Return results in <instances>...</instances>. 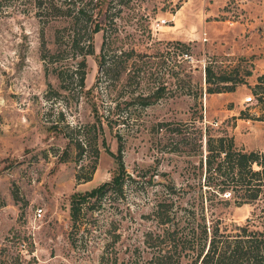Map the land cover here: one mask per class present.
I'll return each mask as SVG.
<instances>
[{
	"label": "rangeland",
	"instance_id": "374dc122",
	"mask_svg": "<svg viewBox=\"0 0 264 264\" xmlns=\"http://www.w3.org/2000/svg\"><path fill=\"white\" fill-rule=\"evenodd\" d=\"M22 8L0 0V255L13 264H98L104 244L118 235L109 249L126 257L155 228L148 215L167 184L180 204L220 211L225 221L243 222L256 211L253 203L209 198L200 159L205 131L230 135L244 150H264V103L250 90L264 70V0H124L110 8L106 35L110 51L132 50L127 67L118 76L112 68L92 86L102 34L94 32L84 92L71 73V52L61 62L65 88L40 58L41 28L52 49L53 23L40 25ZM205 64L245 82L206 92ZM155 89L160 96L145 107L129 100ZM115 103L120 115L129 114L114 127L119 143L105 123L106 115L116 116L106 110ZM95 115L102 125L96 167L89 180L77 181L72 147L66 160L57 155L67 125L94 122ZM118 155L137 181L126 179L122 195L89 204L72 227L71 195L108 180Z\"/></svg>",
	"mask_w": 264,
	"mask_h": 264
},
{
	"label": "trees",
	"instance_id": "16d2710c",
	"mask_svg": "<svg viewBox=\"0 0 264 264\" xmlns=\"http://www.w3.org/2000/svg\"><path fill=\"white\" fill-rule=\"evenodd\" d=\"M12 1L25 7L20 11L29 9L40 25L53 23L52 49L47 47L41 28L39 55L46 66L50 65L61 87L66 86L61 62L71 52L76 58L71 73H74L80 90L84 92L85 56L93 52L92 34L99 30L102 34L96 61L98 73L92 86L97 84L100 75L104 79L108 77L112 68H117V76L126 69L132 50H122L119 54L110 51L111 38L106 35L112 21L107 18L113 15L109 13L110 8L122 4L124 0ZM121 55L124 57L115 59ZM202 71L206 92L231 90L237 82H245L243 77L234 76L231 70L227 73L216 72L209 64H205ZM245 74H250V70H246ZM250 88L264 103V70L256 75ZM159 96L158 89H155L149 93H131L129 100L145 107ZM115 106L116 103L106 109L116 114L114 118L105 116V123L110 129L129 116L128 113L120 115ZM92 109L97 112L96 103H93ZM67 126L68 131L63 133L67 138L66 146L57 156L60 160H66L69 156L67 147L71 146L73 156L79 162L74 173L75 179L89 180L96 167L102 131L101 116L95 115L91 123ZM203 134L205 152L200 164H203L204 182L210 189L209 198L216 199L219 204L233 203L236 206L253 203L256 211L243 222L225 221L220 211L205 209L203 206L196 210L180 204L173 195V185L167 184L164 195L153 202L148 216L153 220L155 228L142 233L141 246L133 245L126 257H119L116 251L109 249L118 236L114 235L99 253L98 264H264V150L238 148L227 134L207 131ZM114 136L119 143L120 135L116 129ZM200 139L201 133L196 137L197 145H200ZM116 163V171L108 180L71 195L69 215L72 227L78 226L79 215L89 204L108 196L122 195L126 179L137 181L135 176L126 174L119 155ZM150 180L152 176L145 179V182ZM0 264L13 263L2 254Z\"/></svg>",
	"mask_w": 264,
	"mask_h": 264
},
{
	"label": "built area",
	"instance_id": "2783aa9c",
	"mask_svg": "<svg viewBox=\"0 0 264 264\" xmlns=\"http://www.w3.org/2000/svg\"><path fill=\"white\" fill-rule=\"evenodd\" d=\"M160 21L163 22L164 19H161ZM40 215H41V207L38 206V207L35 208L34 216H35V217H38V216H40Z\"/></svg>",
	"mask_w": 264,
	"mask_h": 264
},
{
	"label": "water",
	"instance_id": "95a60500",
	"mask_svg": "<svg viewBox=\"0 0 264 264\" xmlns=\"http://www.w3.org/2000/svg\"><path fill=\"white\" fill-rule=\"evenodd\" d=\"M126 174L128 175V174H130V173L126 172Z\"/></svg>",
	"mask_w": 264,
	"mask_h": 264
}]
</instances>
